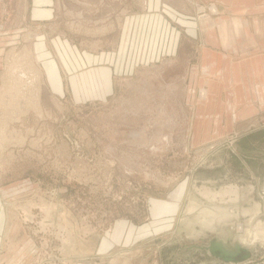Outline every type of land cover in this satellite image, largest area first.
I'll use <instances>...</instances> for the list:
<instances>
[{"label":"rangeland","instance_id":"1","mask_svg":"<svg viewBox=\"0 0 264 264\" xmlns=\"http://www.w3.org/2000/svg\"><path fill=\"white\" fill-rule=\"evenodd\" d=\"M4 3L0 102L9 98L13 114L21 115L34 91L40 112L28 107L20 120L7 122L22 138L11 137L0 149V197L8 219L0 264H234L206 247L215 238L231 247L238 224L251 225L261 239L244 244L251 257L239 264H264V112L249 115L232 60L228 71L219 70L221 80L213 79L223 86L213 87L211 104L200 94L212 78L201 68L193 76L192 112L182 88L190 64L198 67V32L183 47L193 50L191 61L184 52L175 63L138 75L114 73L112 91L100 76L97 91H90L88 59L75 54V61L71 52H88L90 43L114 29L107 4ZM192 3L193 22L219 14L201 17L204 6H217ZM64 52L77 71L61 72L59 90L42 70L52 61L63 65L57 53ZM30 71L41 74L37 87L26 88L24 77L5 95L21 75L31 80ZM244 110L248 114L238 113Z\"/></svg>","mask_w":264,"mask_h":264},{"label":"crops","instance_id":"2","mask_svg":"<svg viewBox=\"0 0 264 264\" xmlns=\"http://www.w3.org/2000/svg\"><path fill=\"white\" fill-rule=\"evenodd\" d=\"M101 1L105 3V8L107 4V12L110 14L108 16L112 15L117 25L110 33L108 31L100 39H95L93 43H90L93 47L88 52L83 54L71 52L75 61V54L82 55L79 56L80 59H88V77L94 76V78L91 82L89 81L88 86L85 85V89L88 87L90 91H97L98 83L102 82L99 77L105 75V89L110 88L109 91H112L114 73L124 76L133 71L138 75L141 70L157 66V64L168 61L175 63L177 59L184 56V52L191 61L193 50L190 47L187 53L186 49L183 51V47L193 44V38H196L195 33L197 34V32L198 39L195 40L198 41L196 44L201 49L205 45V33L202 32L200 23L193 22L192 17L188 14L193 5L192 0H143L142 3H130L129 0ZM201 2L214 3L218 8L219 14L216 18L219 17V21L218 23L214 22L215 30L212 33L216 36L217 44L220 46L217 52L226 54L232 60L233 73L236 76L233 81L236 80V83L242 86L243 99L245 103H248L245 92L247 90L246 76H250V87L252 86L254 89L255 95L262 89L259 87V80L256 76L260 73L264 75V0H197V5ZM4 10H6L4 0H0V17L3 16ZM97 10L99 11V9ZM97 10L94 18L99 16ZM130 10L135 11L136 14L132 16V20L130 18L132 11ZM105 20L103 23H114L112 20L110 23L105 22ZM100 22L102 21L100 20ZM68 53L70 52H64V56ZM57 55L61 61H59L60 64L63 63L64 66L62 64L59 67L55 66L57 62L52 61L54 66L44 67L42 72L46 74V77L47 74H51L50 80H54L58 84L55 86L61 90L63 88L62 74H75L74 72L77 70L75 67L70 68L67 65L69 64L67 59L70 56L60 57L61 55L59 56L58 53ZM256 56H260V58L251 60ZM200 58L201 54L198 57L199 62L196 70H194L193 63L188 67L184 78V88H182L185 93L184 106L191 107V112L194 105L192 102V81L193 76L197 78V74L200 73ZM233 59L238 61L235 62ZM244 60H248L246 61L247 64L244 65L248 67V70H243L241 66H238V62ZM59 77L62 78L61 83ZM71 77L70 80L74 81L75 78ZM94 80L95 86L91 87L90 84L93 85ZM206 84L200 95L205 98L207 94L206 103L211 104L212 91H215L213 87L218 86L220 88L223 84L220 81L214 82V80L209 82L208 79ZM73 88H75L74 82ZM248 106L246 105V108ZM198 107H201V103ZM245 111L238 113L248 114ZM7 220L6 206L0 197V253L5 246ZM238 231H240L239 228Z\"/></svg>","mask_w":264,"mask_h":264},{"label":"water","instance_id":"3","mask_svg":"<svg viewBox=\"0 0 264 264\" xmlns=\"http://www.w3.org/2000/svg\"><path fill=\"white\" fill-rule=\"evenodd\" d=\"M208 4V3H207ZM218 18H205L202 19L199 23L202 28V32L205 33V41L204 47L201 50V74L206 78H218L221 80V74L224 69L230 68L231 60L224 53H219L217 50L219 49V45L216 41V36L214 33L213 24L218 23ZM210 33V34H209ZM223 51V50H222ZM223 52H226L225 50ZM227 53V52H226ZM260 56H256L251 58V60H258ZM248 60L240 61V66L243 70H248L247 66H244ZM218 67V70H217ZM223 67L222 71H219ZM259 80V87L262 88L256 95L254 93V89L252 86L250 87V76L247 75L245 78L249 104V115L254 116L261 112H264V75L260 73L256 76ZM230 82V80H229ZM200 117V115H196V117ZM199 120V118H198ZM236 243L234 246L229 247L228 244L221 241L218 238L212 240L209 245L206 247L209 252L222 260L223 262L239 264L251 257V252L249 249L244 248V244L238 245Z\"/></svg>","mask_w":264,"mask_h":264},{"label":"bare ground","instance_id":"4","mask_svg":"<svg viewBox=\"0 0 264 264\" xmlns=\"http://www.w3.org/2000/svg\"><path fill=\"white\" fill-rule=\"evenodd\" d=\"M217 10V9H216ZM96 37V36H95ZM28 52V51H27ZM24 54V53H23ZM19 56V55H17ZM23 56V55H22ZM16 57V56H15ZM14 57V58H15ZM22 58V57H21ZM20 59V58H19ZM17 61V59H15ZM15 64V63H14ZM18 64V63H17ZM11 68V67H10ZM12 73V72H11ZM30 73L33 74V71H30ZM40 73H36L34 71V74L31 75L33 78L30 80V78H28V75L25 76V75H21L20 76V79L12 84L5 92V95H8L13 86H14V89H15V86L18 84L19 81L23 80L24 77H26V81L28 82V79H29V84L28 85H25V87L27 88L28 86L31 88L33 87V85H36V83L39 81L40 79ZM12 76V75H11ZM10 77V75H9ZM7 78V77H6ZM14 78V76H13ZM9 79V78H8ZM22 82V81H21ZM37 87V85H36ZM35 87V88H36ZM30 96L31 98L28 100V101H25L23 102V104H25L24 108L22 111H20L21 115L18 114V115H14L13 113V104L11 102V100L9 98H4V101L3 102H0V104H3L4 102H6L5 105H8L10 106L7 107L5 106L4 104V108H3V105H0V149L3 148V144H5L6 142H8L9 140H13L14 138H16L17 140L16 141H21L20 138H22V134L21 132H16L15 130H12L10 131L9 126L7 124L8 121L10 120H14V121H18L22 118V116H25L24 114H26L28 112V107H30V110L31 109H36L38 112H40V106H39V101H37V95L38 93H35L34 91H30ZM35 96V97H34ZM35 98V99H34ZM1 100V98H0ZM7 109H9V114H8V111H6ZM11 137H14V138H11ZM229 142V140H228ZM10 144V143H9ZM226 144V143H225ZM230 145V144H229ZM231 148V146H229ZM235 148V147H234ZM5 150V149H4ZM3 150V151H4ZM234 150V149H233ZM1 154V153H0ZM13 155V154H12ZM2 156V155H1ZM238 228L240 229V231H238ZM264 228V227H263ZM263 228H262V232H263ZM236 234H238V238L235 239V241L233 243H231L232 246H234L236 243L238 245H242L240 242H238V239H241L243 241V244H246V245H252V244H256V242H260L259 240L261 239H258L257 236H259L260 234L256 233V231L254 229H252L251 225L250 226H247L245 227L243 224H238L237 225V229H236ZM243 233V234H242ZM242 237V238H241ZM250 244H249V243ZM237 245V246H238ZM264 246V245H263Z\"/></svg>","mask_w":264,"mask_h":264},{"label":"built area","instance_id":"5","mask_svg":"<svg viewBox=\"0 0 264 264\" xmlns=\"http://www.w3.org/2000/svg\"><path fill=\"white\" fill-rule=\"evenodd\" d=\"M217 8H215L213 5H206L202 8L201 10V17H208L211 15H216L218 12V10H216Z\"/></svg>","mask_w":264,"mask_h":264}]
</instances>
